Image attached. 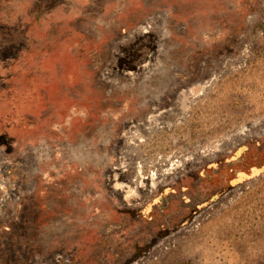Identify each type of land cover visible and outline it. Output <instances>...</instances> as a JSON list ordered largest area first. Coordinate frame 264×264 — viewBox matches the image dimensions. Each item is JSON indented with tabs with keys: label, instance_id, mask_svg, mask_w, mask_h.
<instances>
[{
	"label": "rangeland",
	"instance_id": "rangeland-1",
	"mask_svg": "<svg viewBox=\"0 0 264 264\" xmlns=\"http://www.w3.org/2000/svg\"><path fill=\"white\" fill-rule=\"evenodd\" d=\"M0 264H264V0H0Z\"/></svg>",
	"mask_w": 264,
	"mask_h": 264
}]
</instances>
